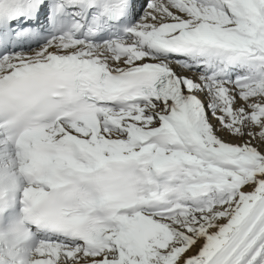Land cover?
Returning <instances> with one entry per match:
<instances>
[{
    "label": "snow or ice",
    "instance_id": "1",
    "mask_svg": "<svg viewBox=\"0 0 264 264\" xmlns=\"http://www.w3.org/2000/svg\"><path fill=\"white\" fill-rule=\"evenodd\" d=\"M0 264H264V0H0Z\"/></svg>",
    "mask_w": 264,
    "mask_h": 264
}]
</instances>
